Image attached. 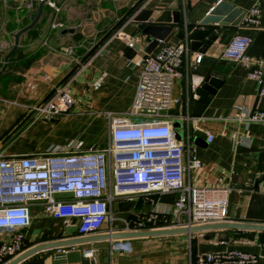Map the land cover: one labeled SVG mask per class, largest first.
<instances>
[{"label": "crops", "instance_id": "0c3cea01", "mask_svg": "<svg viewBox=\"0 0 264 264\" xmlns=\"http://www.w3.org/2000/svg\"><path fill=\"white\" fill-rule=\"evenodd\" d=\"M51 1L59 8L58 12L43 3L38 21L20 36L17 49L0 74V142L4 143L6 154L64 150L60 147L76 135L84 143L80 149L106 147L110 137L105 112H123L130 108L137 83L135 61L142 57L147 46L148 37L140 33V23L134 20V16L143 9L176 7V0H107L109 5L103 8V3L93 5L96 1H90L91 6H86L85 0ZM219 1L231 5V13H239L237 19L253 4V0H182L183 22L191 27L199 26L198 23ZM29 3L32 7L28 6ZM141 3L143 6L138 10ZM38 4V0H0V69L4 55L11 48L10 36L30 22L33 8ZM260 7V22L256 27L232 23L206 26L211 29L208 37L214 36L215 39L205 52L190 49L187 42L188 50L179 70L180 75L172 80L171 97L174 100L184 99L187 92L194 89L191 76H201L196 70L207 74L216 65L229 67L215 92L209 94L210 100L200 116H193L191 111L187 113L184 109L180 115H172L174 131L183 138L187 132L190 134L191 142L195 141L196 155L202 162V168L193 173L192 179L209 185L220 183L228 186L227 221L264 223V124L252 122L246 126L232 119L237 113L236 105L250 110H264V96L258 94V84L248 78L245 67L220 57L236 34L250 36L252 41L248 52L264 57V0H260ZM19 9L26 12L19 13ZM88 11L93 12L92 16L86 15ZM25 16L27 21H24ZM76 18L95 21V34L101 35L90 55L85 52L87 46L83 41L73 40L76 33L85 34V28L77 29L76 26L80 25L77 21L72 23V28L67 25ZM53 20L67 23L66 27L52 29ZM20 21L24 23L19 24ZM11 25L16 28L11 29ZM65 28L74 31L62 33ZM116 32H122L125 38L113 35ZM132 40L134 44H140V50L134 59L118 66L119 56L128 47L127 42ZM170 41L181 40L172 37ZM162 43L151 53L158 51ZM67 47H72L71 55L60 51ZM198 53L202 55L201 60L195 63ZM87 58L90 59L69 85V92L75 98L74 108L68 114L51 119L34 118L30 107L40 102ZM186 114L190 117L188 121L182 117ZM232 133L242 142H235ZM116 203L113 212L126 217L128 211L119 212ZM149 208L150 204L139 198L129 211ZM29 214L30 223L23 228L25 249L40 242L76 235L74 228L63 233L62 220L49 216L39 206H32ZM129 241L131 252L114 253L108 261L105 258L108 256L109 240L89 243L97 248L96 264H195L199 253L226 249L258 256L256 263L245 264H264V231L219 228L190 234L138 237ZM45 252L39 251L30 259H40ZM42 264L80 263H54L48 257Z\"/></svg>", "mask_w": 264, "mask_h": 264}, {"label": "built area", "instance_id": "2783aa9c", "mask_svg": "<svg viewBox=\"0 0 264 264\" xmlns=\"http://www.w3.org/2000/svg\"><path fill=\"white\" fill-rule=\"evenodd\" d=\"M39 1L58 12L51 0ZM142 6L139 4L138 10ZM260 16V0H253L241 24L256 27ZM50 27L61 29L64 24L53 20ZM113 35L125 38L122 32ZM251 41L248 35H234L220 57L245 67L248 78L258 84V94L264 96V57L248 52ZM133 42L128 41L127 46L132 47ZM187 50L186 39L163 42L158 51L135 61L137 83L132 104L123 112H105L110 139L104 148L12 155L5 153L4 143L0 142V264H7L25 250L23 228L30 223L29 212L34 205L61 219L63 233L74 228V237L101 231L190 227L227 221L228 186L192 179L193 173L202 168V162L190 134L177 137L172 115L168 113L177 101L171 97L172 80L180 75ZM60 51L71 55L73 50L67 47ZM201 56L196 54L194 62L199 63ZM89 59L80 62L40 102L30 107L34 118L51 119L74 108L75 98L69 92V85ZM190 81L195 88L203 78L192 75ZM235 108L234 121L246 126L252 122L264 124V110L245 109L243 105ZM182 117L190 119L188 114ZM231 137L242 142L235 133ZM171 192H179L172 204L158 202L160 194ZM139 198L150 204L148 210L128 211L126 217L114 214L113 205L118 200L134 202ZM68 238L71 237L60 240ZM129 240L109 239L108 258L114 253L131 252ZM73 251L87 257L90 264H96L97 248L89 243H71L54 249V253ZM257 257L254 253L226 249L199 253L195 264L256 263Z\"/></svg>", "mask_w": 264, "mask_h": 264}, {"label": "water", "instance_id": "95a60500", "mask_svg": "<svg viewBox=\"0 0 264 264\" xmlns=\"http://www.w3.org/2000/svg\"><path fill=\"white\" fill-rule=\"evenodd\" d=\"M43 1L39 2L34 14L30 17V22L17 30L13 34V44L10 50L3 57V66L0 69V74L5 70L8 60L15 52L19 44L20 36L32 28L38 21L42 8ZM183 3L182 0H176V7L174 9L165 10H152L143 9L139 11L134 20L139 21L138 27L141 29L140 33L147 36V46L144 48L142 58H146L160 42H168L172 37L180 40L186 39L190 49L194 51L205 52L209 45L215 39L214 36L208 37L211 29L207 28L208 25L220 24L233 25L241 24L243 13L240 18H236L239 13L237 11L231 13L232 6L225 1H219L209 13L198 23L199 26L191 27L183 22ZM236 14V15H235ZM237 19V20H236ZM181 21L183 24H181ZM73 29H63L62 33L73 32ZM140 50V44L135 43L132 47H127L123 50L121 56L117 60V65H123L128 60L134 59L137 52ZM228 66L216 65L207 74H202L196 70V73L203 78L202 83L187 92L184 99H179L175 102L174 107L168 113L170 115H180L182 109L187 113L191 111L193 116H200L203 108L209 102V94H213L216 88L221 83L224 74L228 72ZM178 138L182 136L177 135ZM179 192H171L160 194L158 197L159 203L172 204L173 200L178 198ZM133 201L131 199H120L116 203L119 212H127L131 208ZM219 228H234V229H250L257 231H264V223L242 222V221H223L211 222L207 224L194 225L190 227H166L157 229H144L136 231H117L112 233H96L88 236L73 237L68 239H57L51 241H44L37 243L29 248H26L18 256L12 258L7 264H17L20 261H25L27 264H42L44 259L51 257L54 263H74L90 264L91 261L80 254L78 251L67 253H54V249L59 246L71 243H91L100 240L109 239H132L138 237L148 236H161L179 233H193L202 232L206 230L219 229ZM46 251L40 259H30V257L39 252ZM108 261V256L105 258Z\"/></svg>", "mask_w": 264, "mask_h": 264}, {"label": "rangeland", "instance_id": "374dc122", "mask_svg": "<svg viewBox=\"0 0 264 264\" xmlns=\"http://www.w3.org/2000/svg\"><path fill=\"white\" fill-rule=\"evenodd\" d=\"M39 1V0H38ZM82 2H83V0H81ZM85 1H87L86 2V6H91L90 5V1L91 2H94V1H96L93 5H95V6H98V4L99 3H103L102 4V8L103 7H105V5H109V1H107V0H85ZM39 2H41V1H39ZM30 4H32V3H29L28 4V6H30ZM56 5V4H55ZM93 5H92V10H94V7H93ZM38 6V5H37ZM57 6V5H56ZM30 7H32V5L30 6ZM50 7V6H49ZM36 8L37 7H35V9L33 8V11H35L36 10ZM99 8H101V6L99 7ZM23 11V12H22ZM18 12L19 13H25L26 11L25 10H21V9H19L18 10ZM85 13V12H84ZM34 14V13H33ZM32 14V15H33ZM88 14H90L91 16H92V14H93V12H86V15H88ZM89 17V16H88ZM93 19V18H92ZM24 21H27V17L25 16L24 17ZM24 21H20L19 22V24L20 23H24ZM74 21H77V23H79L80 25H78V26H76L77 27V29L78 28H85V34H78V33H76L75 35H74V38H73V40H75L76 42H79L80 40L81 41H83L85 44L84 45H86L87 47H86V53H89V52H91L97 45H98V43H99V41H98V39L101 37V35H99V34H95V32H96V29H95V27L94 26H97V25H95L94 24V22L95 21H92L91 22V19L90 18H80V19H74L71 23H69V24H67V25H69L71 28L73 27L72 25V23L74 22ZM64 24V27H66V24L65 23H63ZM16 27H14L13 25H11V29H15ZM11 38H10V43H9V46H11L12 47V44H13V40H14V38H13V36H10ZM8 49V48H7ZM192 143L193 144H195V141H193L192 140ZM83 140H81V138H79V136H73L67 143H66V145L65 146H61L60 148H62V149H69V148H81V147H83ZM114 214H116V213H114Z\"/></svg>", "mask_w": 264, "mask_h": 264}, {"label": "trees", "instance_id": "16d2710c", "mask_svg": "<svg viewBox=\"0 0 264 264\" xmlns=\"http://www.w3.org/2000/svg\"><path fill=\"white\" fill-rule=\"evenodd\" d=\"M34 12H35V11H34ZM34 12H33V13H34ZM33 13H32V14H33ZM108 35H109V34H108ZM93 51H94V49H93L91 52H89V55H90ZM13 54H14V53H13ZM13 54H12V55H13ZM12 55H11V56H12ZM10 58H11V57H10Z\"/></svg>", "mask_w": 264, "mask_h": 264}]
</instances>
